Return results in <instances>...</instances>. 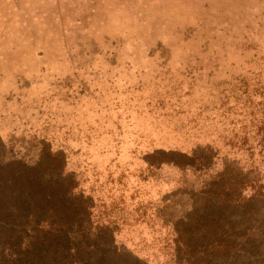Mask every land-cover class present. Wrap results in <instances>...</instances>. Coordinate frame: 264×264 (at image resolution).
<instances>
[{"label":"rangeland","instance_id":"374dc122","mask_svg":"<svg viewBox=\"0 0 264 264\" xmlns=\"http://www.w3.org/2000/svg\"><path fill=\"white\" fill-rule=\"evenodd\" d=\"M256 48L264 0H0V159L39 147L43 159L51 148L169 160L161 149L213 139L202 131ZM23 169L0 165V179ZM181 171L166 164L119 191L147 216L109 264H166L172 223L239 215L207 200L205 176Z\"/></svg>","mask_w":264,"mask_h":264},{"label":"trees","instance_id":"16d2710c","mask_svg":"<svg viewBox=\"0 0 264 264\" xmlns=\"http://www.w3.org/2000/svg\"><path fill=\"white\" fill-rule=\"evenodd\" d=\"M253 57L230 85L216 123L196 128L213 139L161 149L169 160L156 159L158 149L141 158L101 153L91 161L57 156L60 150L51 148L43 159L39 147L30 158L0 159L8 170L17 162L25 168L1 175L0 264H109V257L128 250L122 239L147 216L130 210L119 191L166 164L205 176L203 191L220 213L240 211L206 220L208 227L200 218L172 223L176 237L165 246L166 264H264V51L256 48Z\"/></svg>","mask_w":264,"mask_h":264}]
</instances>
